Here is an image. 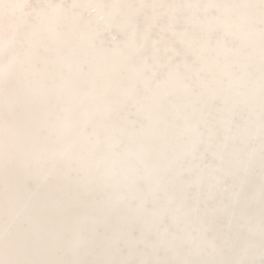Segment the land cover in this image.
<instances>
[{
  "label": "snow or ice",
  "instance_id": "1",
  "mask_svg": "<svg viewBox=\"0 0 264 264\" xmlns=\"http://www.w3.org/2000/svg\"><path fill=\"white\" fill-rule=\"evenodd\" d=\"M257 251L264 0H0V264Z\"/></svg>",
  "mask_w": 264,
  "mask_h": 264
},
{
  "label": "bare ground",
  "instance_id": "2",
  "mask_svg": "<svg viewBox=\"0 0 264 264\" xmlns=\"http://www.w3.org/2000/svg\"><path fill=\"white\" fill-rule=\"evenodd\" d=\"M30 3H44L46 2V0H29ZM53 2L56 3H60L63 2L65 4H71L72 0H53ZM99 2L102 3H113V2H117V0H99ZM119 2L121 3H128V2H133V0H119ZM168 2H173V0H168ZM175 2H180V0H175ZM237 2H239V0H237ZM238 111H245L246 110L243 108V106H241V108ZM237 120L239 122V116L237 117ZM250 147H255L257 149V157L256 160L254 162L253 165V178L249 184V190L251 193H253L256 197V213H257V220H258V213H259V203H258V198H259V159H258V141H256L254 144L250 145ZM242 242H243V238H242ZM258 242H259V237L257 235L256 237V244L258 246ZM260 259L261 257L259 256V253L257 251L256 255L254 256V260H255V264H260Z\"/></svg>",
  "mask_w": 264,
  "mask_h": 264
}]
</instances>
